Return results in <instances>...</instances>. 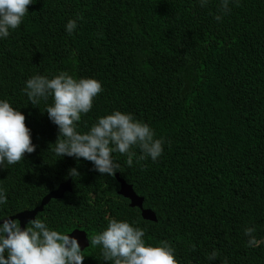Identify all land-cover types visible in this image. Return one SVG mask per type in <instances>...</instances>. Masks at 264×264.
I'll return each instance as SVG.
<instances>
[{"label": "trees", "instance_id": "obj_1", "mask_svg": "<svg viewBox=\"0 0 264 264\" xmlns=\"http://www.w3.org/2000/svg\"><path fill=\"white\" fill-rule=\"evenodd\" d=\"M167 6L166 0H34L19 28L0 39V99L20 108L37 145L0 169L8 200L0 216L36 208L69 180L71 192L50 200L34 218L69 235L81 232L87 242L110 218L135 222L146 243L168 242L179 264H264V244L247 247L243 234L254 225L264 239V0L230 2L220 21V0L205 7L197 0L182 15ZM77 16L69 35L64 26ZM143 30L159 33L143 54L165 56L170 48L169 61L139 53ZM59 71L94 75L110 95L107 107L94 103L81 118L80 131L120 110L164 141L155 162L137 164L138 146L131 149V167L126 156L113 154L120 165L115 173L143 197L156 223L142 220L117 194L114 175L48 150L53 141L45 102L32 105L21 89L34 74L51 78ZM73 167L80 174L70 177ZM213 250L217 256L210 261ZM82 255L83 264H112L99 246L88 243Z\"/></svg>", "mask_w": 264, "mask_h": 264}, {"label": "clouds", "instance_id": "obj_2", "mask_svg": "<svg viewBox=\"0 0 264 264\" xmlns=\"http://www.w3.org/2000/svg\"><path fill=\"white\" fill-rule=\"evenodd\" d=\"M196 1L166 0L168 6L165 9L182 15ZM230 2L238 3V0H220V14L215 16L217 21L231 11ZM33 3L34 0H0V39L8 38L11 32L19 28L28 12V6ZM198 3L205 7L209 0H198ZM79 19L77 16L65 24V31L69 35L77 29ZM141 32L144 36L140 37L138 43L139 53L155 62H167L171 59L170 48L165 56L144 55L146 47L158 38L159 33H150L147 30ZM91 62L99 64L98 59ZM21 91L32 105L45 102L42 113L52 130L51 140L54 137L48 150L59 159L65 156L77 161L83 159L91 162L93 170L100 175L115 177L120 165L115 161L114 153L121 159L126 156V164L131 167L136 155L131 150L133 146L140 149V155L136 157L137 164L145 159L155 162L164 151V141L155 138V131L149 124L120 110L98 116L87 131H80L81 118L92 110L93 104L99 103L100 106L107 107L109 101L110 95L104 92L102 81L94 75L75 77L66 71H59L49 78L47 75L34 74L24 81ZM49 98L51 103H47ZM25 119L20 108H14L7 99H0V169L5 168L6 164L19 163L25 158V154L36 150L37 145L32 142L31 129L26 126ZM79 174L75 167L67 172L70 177ZM121 180L132 187L124 179ZM6 191L0 182V207L8 203ZM143 209L154 213L151 209ZM155 219V222L144 221L156 223V215ZM77 233L79 232L75 231L69 235L55 230L48 225L46 218L28 219L22 227L16 218L0 216V264H83L85 257L82 252L88 248V243L99 246L103 260L111 261L112 264H179L175 250L168 242L146 243L144 229L135 226V222L108 219L107 227L103 231L93 235L88 242L85 238L84 248H81ZM255 233L254 225L244 228L247 247L255 248L264 244V239H258ZM216 256L217 253L213 250L207 258L212 261ZM96 258L93 257L91 261L94 262Z\"/></svg>", "mask_w": 264, "mask_h": 264}, {"label": "water", "instance_id": "obj_3", "mask_svg": "<svg viewBox=\"0 0 264 264\" xmlns=\"http://www.w3.org/2000/svg\"><path fill=\"white\" fill-rule=\"evenodd\" d=\"M115 178L117 179V182L119 183V190L117 194L129 201V207L130 208H137L140 210L141 218L146 221L155 222V215L150 210H144L142 208L143 205V199L138 197L132 190V187L130 185L125 184V182L118 178V175H115ZM70 185L69 181L65 182L64 184L59 185V187L50 192L48 195H46L38 208H35L31 211H24L21 213H18L13 218H16L18 222H21L22 227L26 223L28 219L34 218L37 213L42 211V208L48 204L50 200H58L61 199L65 192H70ZM77 237L80 240L81 248H84L86 246V240L83 235V233L79 232L77 233Z\"/></svg>", "mask_w": 264, "mask_h": 264}, {"label": "rangeland", "instance_id": "obj_4", "mask_svg": "<svg viewBox=\"0 0 264 264\" xmlns=\"http://www.w3.org/2000/svg\"><path fill=\"white\" fill-rule=\"evenodd\" d=\"M53 139H54V137L52 138V140H53ZM47 195H48V194H47ZM41 201H42V200H41ZM40 203H41V202H40ZM39 206H40V204H39ZM39 206H37L36 208H38ZM34 209H35V208H34ZM34 209H33V210H34ZM41 212H42V211H41ZM39 213H40V212H39ZM37 214H38V213H37Z\"/></svg>", "mask_w": 264, "mask_h": 264}]
</instances>
